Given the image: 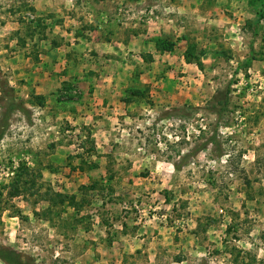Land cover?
I'll return each instance as SVG.
<instances>
[{
    "label": "rangeland",
    "instance_id": "1",
    "mask_svg": "<svg viewBox=\"0 0 264 264\" xmlns=\"http://www.w3.org/2000/svg\"><path fill=\"white\" fill-rule=\"evenodd\" d=\"M1 132L0 251L264 264V0H0Z\"/></svg>",
    "mask_w": 264,
    "mask_h": 264
},
{
    "label": "crops",
    "instance_id": "2",
    "mask_svg": "<svg viewBox=\"0 0 264 264\" xmlns=\"http://www.w3.org/2000/svg\"><path fill=\"white\" fill-rule=\"evenodd\" d=\"M101 27V26H100ZM115 33V34H114ZM105 35L108 34V40H105V39H102L101 38V42H100V45L101 46H109L111 48H113V50L115 49V47H121L123 48L124 50H129L130 49V46H133V44L136 42V43H139V42H142L143 39H144V36L142 33H132L131 31H126V33L121 36V37H118L119 35L117 34L116 31H114L113 28H111V30L107 33H104Z\"/></svg>",
    "mask_w": 264,
    "mask_h": 264
},
{
    "label": "trees",
    "instance_id": "3",
    "mask_svg": "<svg viewBox=\"0 0 264 264\" xmlns=\"http://www.w3.org/2000/svg\"><path fill=\"white\" fill-rule=\"evenodd\" d=\"M12 107L13 104H11L10 108ZM2 136L3 133L1 132L0 138H2ZM0 260L4 264H28L27 262L23 261L18 254L11 251H0Z\"/></svg>",
    "mask_w": 264,
    "mask_h": 264
}]
</instances>
